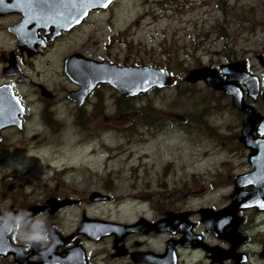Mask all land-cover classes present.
<instances>
[{"label":"rangeland","instance_id":"1","mask_svg":"<svg viewBox=\"0 0 264 264\" xmlns=\"http://www.w3.org/2000/svg\"><path fill=\"white\" fill-rule=\"evenodd\" d=\"M261 48L264 0H114L39 58L40 81L65 99L63 91L76 84L66 79L62 60L77 51L116 64L163 67L174 83L131 98L100 84L80 106L56 102L55 116L54 110L41 114V103H35L0 174L16 168L25 200L41 198L56 182L71 191L113 196L72 206L67 227L82 207L132 222L154 213L150 204L162 196L188 192L189 204L190 197L218 204L247 168L236 140L239 121L223 93L201 81L187 83L184 75L202 65L254 60ZM106 258L95 261L111 264Z\"/></svg>","mask_w":264,"mask_h":264},{"label":"flooded vegetation","instance_id":"2","mask_svg":"<svg viewBox=\"0 0 264 264\" xmlns=\"http://www.w3.org/2000/svg\"><path fill=\"white\" fill-rule=\"evenodd\" d=\"M73 1L77 0H32L31 5L28 0H4L0 3V113L6 116L0 119V167L15 152L12 141L21 136L26 121L32 117V105L41 103V114L54 110L55 116L56 102L67 99L68 91L78 88L76 84L63 91L65 99L63 96L59 98L58 92L41 82L39 77V58L47 54L63 35L80 28L91 14L104 11L100 8L90 10L79 23L66 31L54 33L56 21L66 18L62 12L55 10L66 11L73 7ZM36 25L40 27L34 29ZM26 32L28 36H19ZM229 62L235 61L226 63ZM239 63L242 67L244 65L243 69L249 75L259 79L257 91L248 88L241 80L235 82L236 97L240 95L243 104L252 109L248 129L251 134L247 132L243 141L240 137L244 112L233 106L231 94L213 89L229 99L226 104L237 114L239 130L236 131V140L245 151L247 160V168L235 175L231 191L222 202L200 204L196 198L190 197L192 204H189L186 202L188 192L170 199L162 196L150 204L154 213L139 216L132 222L92 215L82 207L74 226L70 221L67 227L65 220L71 217L72 206L106 202L113 200V196L106 193L108 199L93 201L89 197L91 191H71L65 184L56 182L41 198L25 200L23 184L15 168L0 174V236H10L9 246L3 245L0 249V259L13 264H66L63 260L67 256L73 257L74 247L79 257L78 264H97L96 257L99 256L102 261L105 260L104 255L106 260H111V264H157V259L162 257L165 258V264H264V207L261 206L264 204V49L261 48L254 55V60L245 57ZM66 79L71 81L68 77ZM2 107H5L3 112ZM252 148H256V154L262 156L256 173ZM242 174L240 206H234V213L228 217L214 218L224 209L232 211L236 179ZM253 184L258 185L257 191ZM204 190L202 188L194 193L198 196ZM34 208L40 209L34 212ZM83 217L126 225H132L140 219L141 222L126 234L120 235L113 231L87 235L78 227ZM166 218L168 227L157 229L149 224ZM5 220L10 228L3 227ZM31 232L47 234L51 249L46 250L48 245L42 246L40 242H32V248H26L19 235ZM16 250H19V260Z\"/></svg>","mask_w":264,"mask_h":264},{"label":"water","instance_id":"3","mask_svg":"<svg viewBox=\"0 0 264 264\" xmlns=\"http://www.w3.org/2000/svg\"><path fill=\"white\" fill-rule=\"evenodd\" d=\"M109 0H84L83 2H80L79 4L72 7V11L74 14L70 17L59 19L56 21L55 25V31L54 33H59L60 29L66 30L69 29L71 26L76 24L77 20L80 21L82 17H84L89 9L94 8H104L105 5L109 4ZM62 12H68L62 11ZM62 21V22H61ZM40 26H37L34 29H37ZM77 58H81L77 56V54H73L66 58L65 60V71L69 78H71L73 81L78 83L80 85L79 89L77 90H71L68 93V98L72 101H75L79 105H81L85 98L88 96V94L92 91V89L98 84V83H109L112 87L117 89L119 93L125 97H133L135 95H138L142 92L147 91L149 88L152 87H166L169 86L172 83V77L171 75L165 71L163 68H155L150 67L147 65L143 66H134V65H115L108 63L107 61H94L92 59H82V66L79 68V66L76 67L72 66L73 62L77 61ZM231 65H221L220 66V73L226 74V80H222L221 77L218 75V71L214 68L209 67H198L190 69L187 74L184 77L185 81L188 82H195L198 80H204L205 83L209 86H211L214 89L225 91L233 96L232 98V104L234 107H236L239 110H242L245 114V118L243 120V129H242V136L240 137V140L243 141V137L246 135L247 132L251 134V131L248 130L250 127V116L252 114V109H249L248 106L244 105L242 102V99L240 95L238 98L236 97V93L234 86H235V80L237 77H233L234 75H241L243 74V67L241 65L240 69L235 72V70H232L230 73L228 71H225L227 68H229ZM232 67V66H231ZM78 68V69H77ZM251 77L245 78V83L247 86L252 90L257 91L258 88V78L255 75H249ZM245 77V76H244ZM238 78V79H240ZM248 80V81H247ZM254 86V87H252ZM264 98V93H263ZM3 112V111H2ZM6 118L4 113H0V119ZM4 122V121H3ZM2 125V123H1ZM252 130V129H251ZM254 157L253 159V165L255 167L254 172H256L259 168L258 164L261 163L259 160L260 157L257 158L256 154V148H252ZM258 161V162H257ZM242 175L238 176L236 179V186L232 197H233V204H232V211L227 209H224L219 212V215L215 216L214 218H223L228 217L231 214L234 213L233 207L240 206V181L242 179ZM93 195L91 196L92 199L94 198V195H99L97 192H93ZM106 198L105 196L99 195L98 199ZM64 203V202H63ZM36 207V206H35ZM40 208H34V212L37 211ZM231 211V212H230ZM141 220V219H140ZM139 220V221H140ZM138 221V222H139ZM166 219L158 221L153 226L157 227V229H162V227H166ZM87 222L89 224H87ZM92 223V224H91ZM91 224V225H90ZM96 224V225H94ZM138 225V224H137ZM166 225V226H165ZM136 224L134 225H124V224H115V223H107L99 220H90V219H84L79 224V227L81 229L84 228H90L92 230H96V232H103L107 228L109 233H111L114 229L117 231L118 229L122 234H126L128 231L135 229ZM104 227V229H103ZM99 230V231H98ZM10 230H8L9 233ZM106 233V232H105ZM7 237V240H6ZM4 237L0 236V245L4 242V244L8 245V241L10 240L9 234ZM3 241V242H2ZM10 244V241H9ZM52 245V244H51ZM51 247V246H50ZM47 248L46 250L50 249ZM20 250V249H19ZM19 250H16L15 253L18 254V260H19ZM10 251V250H9ZM24 259V258H23ZM49 259V258H46ZM64 263L70 264V263H77L74 259H70V257L66 258V261L63 260Z\"/></svg>","mask_w":264,"mask_h":264},{"label":"clouds","instance_id":"4","mask_svg":"<svg viewBox=\"0 0 264 264\" xmlns=\"http://www.w3.org/2000/svg\"><path fill=\"white\" fill-rule=\"evenodd\" d=\"M3 227L10 228L11 226L8 221L5 220ZM19 238L28 249L32 248V242H40L42 246H46L50 240V237L47 234H42L40 232L21 233Z\"/></svg>","mask_w":264,"mask_h":264},{"label":"snow or ice","instance_id":"5","mask_svg":"<svg viewBox=\"0 0 264 264\" xmlns=\"http://www.w3.org/2000/svg\"><path fill=\"white\" fill-rule=\"evenodd\" d=\"M4 2V0H0V3H3ZM45 2H47V0H45ZM109 2H111V0H109ZM28 3H29V5H31V3H32V0H28ZM107 6V4L105 5V7ZM86 14V13H85ZM43 18V17H42ZM77 23L79 22V20H77L76 21ZM262 207H264V204H262L261 205Z\"/></svg>","mask_w":264,"mask_h":264}]
</instances>
